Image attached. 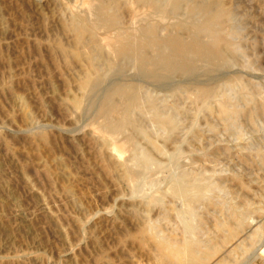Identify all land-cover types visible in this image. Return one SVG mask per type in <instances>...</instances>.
Masks as SVG:
<instances>
[{"label": "rangeland", "instance_id": "374dc122", "mask_svg": "<svg viewBox=\"0 0 264 264\" xmlns=\"http://www.w3.org/2000/svg\"><path fill=\"white\" fill-rule=\"evenodd\" d=\"M96 1L0 0V264H165L156 246L164 238H194L203 250L211 248L208 264H264V0H222L232 15L230 65L199 62L196 72L163 78L107 49L103 41L114 28L97 23L95 9L86 12V4ZM105 1L111 14L119 13L115 31L131 30L132 18L140 22L134 19L133 32L163 16L171 24L200 18L186 4L168 7L166 15L144 3ZM78 12L90 14L98 30L87 32L81 46L72 26ZM162 21L161 30L171 25ZM88 54L107 74L95 95L81 86ZM110 61H121V69L110 71ZM128 81L155 104L148 114H136L142 134L123 149L122 160L134 161L138 171L135 184L111 150L124 136L113 143L94 130L104 119L105 96ZM205 85L217 91L208 106L194 95L196 86ZM222 96L239 113L222 115L216 102ZM155 112L175 127L155 123ZM180 180L204 187V199L191 206L187 196L174 195L170 186ZM238 218L245 221L236 229Z\"/></svg>", "mask_w": 264, "mask_h": 264}, {"label": "bare ground", "instance_id": "6f19581e", "mask_svg": "<svg viewBox=\"0 0 264 264\" xmlns=\"http://www.w3.org/2000/svg\"><path fill=\"white\" fill-rule=\"evenodd\" d=\"M92 1H94V0H92ZM113 2L120 5L122 3V0L121 1L120 0H113ZM129 2L130 3L138 2L139 6L141 5L140 3H144L145 5H148L150 8H152L155 11L157 9L158 10L159 9H165V10H167L165 13L166 15H168L167 12L170 11V10H168V7H170V9H172V10H178L182 5L186 4L187 8L189 9V10L188 9L187 10L191 13V16H193V18H194L195 16L200 15V18H197V19L191 18L192 20H190V18H189L188 20H190V21H183V20L178 21V22L175 21V23L172 22L173 24H171L170 22L172 20L167 21L168 16L167 17L163 16L165 18L166 22H168V24H171V25H167V23H166V25H167V27H166L165 24L164 25L162 24L163 27H161V28L163 29L164 26H165V28L163 30H161L159 27V22L160 21L163 22L162 20L164 19V18L161 19L162 18V16H161V18L158 17L159 20L161 19L159 22L156 21V23H155L153 21H147L146 24H144V25L142 24V26H140L139 28L135 27L136 32H133V28H134L133 23L137 21V18H132L133 23H131V30L128 27L125 30L122 29V31L124 30L125 32L120 31L121 29L116 30L117 31L116 32L115 29L119 28V26L121 24V19H120L119 13L118 14H115V13L111 14L112 11L110 12V6H112V5H109L106 1L104 2V0H103V3L100 0H98V2L96 1V3L93 2L91 4L90 3L86 4V5H88V10L86 12H88L90 10L94 11V9L96 12H98L99 17H98V19H96L98 21L97 23H99L101 26H103V28L104 27H107L108 29L114 28V30L110 29L112 35L109 34L108 32H106L109 35L106 37V41H103V42L105 43L106 47L108 46V48H107L108 50L111 49L113 51V54H115V56L118 58V60H120V59L125 60L126 59V61L128 60L129 62L133 63L134 65H136L140 68L142 67V68H145L147 70H151L153 72H158V77H160V78L166 77L168 74L170 75L171 73L172 74L173 73L190 74V73L196 72L197 65L199 62L208 63V65L210 63L211 64L212 63H214V64L215 63H220V64L222 63L223 65L224 64L225 65L231 64V58H230V54H228V52L233 51V45L230 43V41L228 39L229 32L227 30V24L230 22L232 15H231V10L225 6V3L222 0H134V1L129 0ZM82 4H83V2H82ZM134 4L136 5L137 3H134ZM135 5H134V10L137 12V9H135V8L138 5L137 6H135ZM82 8H80V10ZM86 8H87V6H86ZM86 8L84 6V10H86ZM150 8H148V11H145V12L146 13L149 12ZM74 9L77 10L76 8H74ZM74 9L72 7L71 10L74 11ZM80 10H79V12H82ZM84 10H83V13L85 14ZM132 10H133V6H132ZM134 10L131 11L132 14L134 13ZM165 10H161L160 12H162V11L164 12ZM142 11L144 12V10H142ZM79 12H78V15H75L72 26L75 30L74 32H76L77 44L81 46V44H83L84 41L86 42V40H84V36L87 32L95 33V31H98V30H96L97 23L93 22L90 14L87 13L90 16L91 21L89 20L88 15H81V13H79ZM135 13H134V15H135ZM137 13L135 16L138 17ZM149 13H152V12H149ZM72 14H74V12ZM140 14H139V16H140ZM150 15H152V14H150ZM150 15H149V17H151ZM153 15H152V17H155V14H153ZM92 16L95 17L94 15H92ZM142 16H144V15H142ZM96 18H97V16H96ZM140 20H141V18H140ZM174 20H176V19H174ZM177 20H179V19H177ZM94 21H95V19H94ZM137 23H140V22L137 21L134 24L136 25ZM143 23H145V18H144ZM123 26H125V24ZM160 26H161V24H160ZM101 29H102V27H101ZM127 29H129V31H131V32L127 31ZM184 30H186L188 32V37L181 35V33H182L181 31H184ZM227 32H228V34H227ZM104 39H105V37H104ZM102 40H103V38H102ZM75 54L77 56H80L81 51H77V52H75ZM119 62H121V61H119ZM119 62L110 61L109 62L110 71H115V69H117V68L121 69V66H120L121 63L119 64ZM87 64H88L87 71H86L84 77L82 78L81 86L84 89L85 93H87V94L91 93V95L93 93L95 95V92L96 91L98 92V90H100L102 88V86H104V84L107 82V79H106L107 74H105L103 72L105 75H102V73L98 72L99 70L97 71V68L95 66V55L94 54H88L87 55ZM210 69H212V67ZM207 70H208V68H207ZM210 72H212V71H210ZM238 82H239V80H238ZM232 83H234V82H232ZM216 93H217L216 89L212 86H209V85L196 86L194 88V95L196 98L195 101L198 102V100H199L202 102L201 104H204L205 106H208V104H209V103H207V99L209 97L215 95ZM244 93H246V92H244ZM86 97L87 96H85V97L83 96V98H86ZM88 97H87V99H88ZM105 97H106L105 103L103 102L105 105L102 104L103 105L102 115H103L104 119L102 120V122L99 123L100 125L98 124V127L95 125L97 127V129H94L96 131L95 135H97V133H99V132L101 134L103 133L105 138L106 137L112 138L110 141H112L113 143H114V141H116L119 138L120 135L124 136L123 142H120V143H122L121 145L114 143L113 147L110 146V147H112V149L110 147H108V148L113 151L114 157L117 160H119V162H120L119 164L123 167V169H125V172L129 177V180L131 181L133 179L132 182L134 183V180H138L137 177H139V175L137 176L138 171L134 167V161H133V164H131L132 162H127L126 161L127 159L122 160V159H124V158H122V156H124L122 154H124L123 151L125 149H126L125 150V152H126V151H128L127 149L130 148L131 145L135 144V139H134L135 135L137 133L142 134L141 133L142 129L137 122L138 120L136 119V114L137 113L144 114L145 110L148 108L149 109H155L154 108L155 107L154 101L150 97L145 99L144 96H142V87L139 84L137 85V84L129 82V81H128V83L116 84L114 86V88H112L109 91L108 95ZM81 99L82 98H80V99L77 98L75 100V105L79 108H81V106L83 104L82 103L83 101H81ZM89 99H90L89 101H91V97ZM87 101H85V102H87ZM228 101H229V99L227 96H222L221 99L216 101V102H218L221 114L227 115L229 113H233V114L239 113V111L235 108L232 110L230 109V107L228 105ZM91 104L93 105V103H91ZM91 104H88V105H90V107H91ZM199 108H198V110H199ZM147 111H149V110H146V113H147ZM159 113L158 112H155V114L152 113L153 114L152 118H153V121L155 123H157L158 125L165 127V128L166 127L167 128L168 127H170V128L175 127V123L171 118L164 116V115H161ZM97 130L99 132H97ZM100 137L102 138L103 136H100ZM115 138H116V140H115ZM111 143L109 142V145H111ZM117 143H119V142H117ZM145 156L146 157H145L144 162H143L144 164H146L149 160V156H147V155H145ZM115 164L118 165V163H115ZM120 165H118V166H120ZM137 165L138 164H136L135 166H137ZM121 166H120V168H121ZM140 166H142V165H140ZM188 181L186 183H182V181H181V183H179V181H178L176 185L172 184L173 187L170 185L169 186L172 188L174 195L183 196V197L187 196L189 198L190 202L188 200L187 201L189 203H191L190 205L192 206L194 203L198 202L202 198L204 199V197L206 195V190L202 186L194 185L193 184L194 181L191 184L188 183ZM132 182H130V183L133 184ZM175 183H176V181H175ZM208 184H210V183H208ZM198 185H200V183ZM206 187H208V186H206ZM171 188L169 191L170 194H171ZM209 189H210V186H209ZM208 192H210V191L208 190ZM207 195H209V194H207ZM154 197H158V196L155 195ZM154 197L151 199V204L155 203L156 199H158V198H154ZM162 198H163V196H162ZM180 199H183V198L180 197L179 200ZM207 199H208V197H207ZM185 201H186V198H185ZM187 201L185 203H188ZM159 202L160 203H158V204H161V201H159ZM149 203H150V201H149ZM189 203L185 207V209H187V210H188L187 207H188ZM153 205L154 204H152V206ZM224 206H226V205H224ZM174 209L175 208H173V211H174ZM238 209H239V207H238ZM191 210L194 211L193 207H192V209H190V212H191ZM180 211L181 210H179V214H181ZM233 211H236V210H233ZM174 213H175V211H174ZM185 215L187 217V215H189V213L185 214ZM190 216H191V214L189 215V217ZM240 216H241V214H240ZM192 217H190V218L193 219ZM186 221H187V219H186ZM244 221H243V218L242 219L238 218V226L236 229L241 228L244 224ZM218 226L222 230H224L226 228L225 225H223L222 223H220ZM188 230H190V229H188ZM145 232H147V230ZM234 232L235 231L230 232V236L233 237V235L235 234ZM186 233H188V231ZM184 235L186 236V234H184ZM191 235H192V233H191ZM191 235L189 234L190 237H191ZM194 235H193V237H196ZM186 238H188V236ZM193 239H191V238L185 239L184 242H182V243H178L176 240L167 239V238L157 239L156 240V246L159 250L158 253H159L160 259L163 262H165V264H208L209 260L211 259V256H212L211 248L208 250H203L199 246V244ZM216 264H230V262H227L226 260H220Z\"/></svg>", "mask_w": 264, "mask_h": 264}]
</instances>
